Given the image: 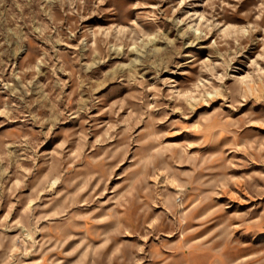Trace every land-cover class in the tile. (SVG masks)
Masks as SVG:
<instances>
[{
  "label": "rangeland",
  "instance_id": "1",
  "mask_svg": "<svg viewBox=\"0 0 264 264\" xmlns=\"http://www.w3.org/2000/svg\"><path fill=\"white\" fill-rule=\"evenodd\" d=\"M0 264H264V0H0Z\"/></svg>",
  "mask_w": 264,
  "mask_h": 264
}]
</instances>
